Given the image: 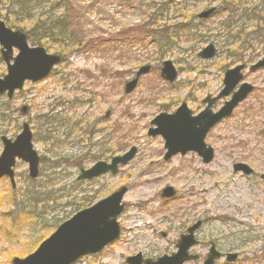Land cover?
<instances>
[{"label": "rangeland", "instance_id": "1", "mask_svg": "<svg viewBox=\"0 0 264 264\" xmlns=\"http://www.w3.org/2000/svg\"><path fill=\"white\" fill-rule=\"evenodd\" d=\"M29 1L0 0V19L9 28L28 33L38 13L49 7L32 11L34 19H26L37 3ZM70 1L80 9V23L73 29L79 34L65 50L58 44L46 48L61 61L46 78L25 82L13 99L0 96V154L1 136L14 139L26 121L40 156L36 179L29 177L28 164L22 160L15 166L14 189L7 177L0 179V264L25 258L75 213L123 186L128 190L118 219L120 238L74 264H126L127 257L137 253L152 259L170 255L180 234L198 220L202 222L196 232L199 243L191 251L200 258L185 264H203L211 240L219 251L238 253L239 262L234 264H264V181L259 177L264 174V68L243 71V80L254 90L207 134L206 143L214 148L209 163L194 151L165 160L164 138L149 134L156 116L173 113L182 102L198 113L205 107L203 98L221 91L228 69L262 58L264 0L201 2L194 7L197 15L212 8L215 12L205 20L197 16L196 25L161 61L146 59L152 56L151 45L144 57L148 50L139 45L117 44L115 52L82 48L81 36L88 31L107 39L105 47L113 50L120 30L113 18L127 27L142 18L140 11L126 10L111 0ZM28 41L30 46L38 45ZM211 43L217 55L200 58L198 52ZM131 56L142 60L133 62ZM165 59L172 60L178 71L174 83L160 75ZM146 64L151 65L150 72L126 93V83ZM6 73L0 54V77ZM225 99L214 109L222 107ZM132 147L137 149L135 158L116 175L78 180L82 167L110 160ZM236 162L249 165L254 174L235 172ZM167 187L175 190L173 197L162 196Z\"/></svg>", "mask_w": 264, "mask_h": 264}, {"label": "water", "instance_id": "2", "mask_svg": "<svg viewBox=\"0 0 264 264\" xmlns=\"http://www.w3.org/2000/svg\"><path fill=\"white\" fill-rule=\"evenodd\" d=\"M215 11L214 8L206 10L200 17L207 18ZM0 53L7 66V73L0 77V95L7 94L9 98L14 96L16 90H21L25 81H40L46 78L53 67L61 60L57 54H51L42 46H30L24 31L9 28L0 19ZM14 48L18 50L14 56ZM217 49L213 44L206 46L198 55L209 59L216 55ZM244 64L237 65L226 72L224 77V88L217 97L208 96L206 108L198 115L193 116L192 111L183 103L173 113H161L155 117L152 124L156 127L150 128L152 136L162 135L165 139L167 152L165 160H169L177 153L185 154L188 151L197 152L205 163H209L214 157V149L207 145L205 137L208 131L220 120L232 114L234 108L242 102L253 86L243 83L239 90L235 87L243 78L241 70ZM264 67V52L261 59L251 65V70ZM150 71L149 65H144L136 72V77L126 83V93L132 92L138 83L139 77ZM161 76L169 82L177 78V70L171 60L163 62ZM233 93L231 100L226 101L224 106L213 112L212 106L217 99ZM27 110L23 108V113ZM3 152L0 155V178L9 176L12 185L15 186V173L13 167L16 159H21L29 164V175L36 178L39 174L40 158L33 145V135L27 122L23 124L22 131L14 140L6 136L1 137ZM136 154V148L132 147L123 155L114 156L110 162L98 161L88 169H81L78 179H92L111 172L117 174L119 165L127 164ZM235 170H242L250 174L252 169L244 163L235 165ZM123 186L105 198L99 199L93 205L75 213L71 218L63 222L38 248L25 258L16 257L12 264H73L85 255L100 252L108 244L120 237L121 229L118 221L119 215L124 211L123 198L127 192ZM174 194L172 187L163 190V196L170 197ZM200 222L188 228V233L181 236L177 243L178 250L171 255H163L153 260L143 258L142 253L129 256L127 264H183L188 260L197 259L198 255L190 254L189 249L197 243L195 230ZM214 245H212L207 258L203 264H214L221 257ZM237 257L230 254L228 259Z\"/></svg>", "mask_w": 264, "mask_h": 264}, {"label": "trees", "instance_id": "3", "mask_svg": "<svg viewBox=\"0 0 264 264\" xmlns=\"http://www.w3.org/2000/svg\"><path fill=\"white\" fill-rule=\"evenodd\" d=\"M31 1L32 0L29 2ZM203 1L205 0H122L117 3L115 0H111V2L123 6L126 10L140 11L142 18L141 22L127 27L121 25V22L119 25L118 21H115L113 18V24L120 27L118 34L119 38H116L118 41L112 39L114 40L113 43H115L113 45L114 51L109 47H105V45L108 44L107 39H103L100 34L97 35L88 31H84L81 36L82 41H84V44H82L81 47L89 48V46H91L95 47V50L106 49L115 52L118 50V47H116L117 44L123 47L126 45V48H132L135 45H139L143 51L148 50V46L151 45L152 56H149L146 59L149 61L150 59L153 61H161L173 51L170 49L173 46L175 47L178 38L188 34L192 25H196L193 22L198 20V10H195L196 8L194 7ZM23 2L25 3V1H22V3ZM36 2L37 3L30 8V12L26 19H29L30 16V18L34 19L33 13L31 15L32 11L38 10L47 4L49 7L47 10L42 9L38 13L34 24L31 26L30 30H28L27 34L29 39L33 44H38L48 49L51 48V44H58L59 46H62L63 50L70 47L69 42L71 41V38L76 36L77 33L79 34V32L73 30L77 28L80 23L81 16L78 6H75L70 0H36ZM208 2L210 3L211 0H208ZM61 8L63 10L59 11ZM187 8L189 10H187ZM250 10L254 11V7ZM7 18L5 19L6 21L10 19L9 17ZM181 20L186 22L182 23ZM81 26L87 28L86 24H81ZM55 50L57 51L58 49H54V51ZM58 52L59 54H63V51L60 49L57 53ZM149 53V50L146 51L143 57ZM117 56L121 57L123 55ZM131 57L133 62L134 60H142L138 59L136 56ZM29 198L34 199L35 197L30 193ZM27 201L32 200L30 199ZM38 204L39 200L36 202V205Z\"/></svg>", "mask_w": 264, "mask_h": 264}, {"label": "flooded vegetation", "instance_id": "4", "mask_svg": "<svg viewBox=\"0 0 264 264\" xmlns=\"http://www.w3.org/2000/svg\"><path fill=\"white\" fill-rule=\"evenodd\" d=\"M242 79H244V78H242ZM243 82H244V80H241L240 84L243 83ZM238 88H239V87H236L235 89L238 90ZM203 100H204V98L202 99V103H203ZM218 101H219V100H218ZM218 101H217V102H218ZM217 102L214 104V106L217 104ZM203 104H204V103H203ZM204 105H205V104H204ZM215 110H216V109H215ZM233 168H234V167H233ZM235 172L240 173V172H238V171H235ZM241 173H242V172H241ZM253 174H254V172H252V173L249 174V175H253ZM259 177H260L261 179H263V181H264V174H260ZM188 227H189V226H188ZM188 227H187V229H188ZM187 229H186V230H187ZM182 234H184V233H181L180 236H181ZM213 243H214V242L211 240V241H210V245L213 244ZM214 244H215V243H214ZM215 245H216V244H215ZM216 247H217V246H216ZM221 252H222L223 254H226V255L222 256V258H221V259L224 258L223 261H222L223 264H234V263H236V262H239V261H238V260H239V255H238V257H236V259H234V261H229V260H227V256H228L227 254H229V253H236V252H223V251H221ZM221 259H219V260H221ZM219 260H217L215 264H217V262H218ZM237 264H238V263H237Z\"/></svg>", "mask_w": 264, "mask_h": 264}]
</instances>
